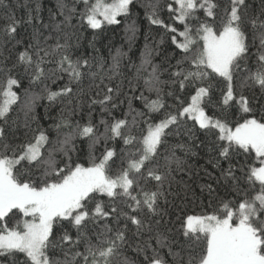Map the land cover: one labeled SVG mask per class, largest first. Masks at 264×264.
Listing matches in <instances>:
<instances>
[{"label":"snow or ice","instance_id":"6c2138e0","mask_svg":"<svg viewBox=\"0 0 264 264\" xmlns=\"http://www.w3.org/2000/svg\"><path fill=\"white\" fill-rule=\"evenodd\" d=\"M81 2L84 11L79 18L92 29L119 24L118 17L127 16L132 4V0ZM20 6L27 7V0ZM58 6L64 19L57 28L74 27L75 8ZM164 7L169 23L159 15V0L145 5L147 19L172 34L178 58L167 81L161 80L157 66L148 73L145 88L156 99L143 93L137 97L147 113L134 109L129 99V111L118 118L113 112L123 103L120 89L105 85L104 95L90 101L87 123L73 125L62 118L55 125V142L40 130L31 140L13 146L8 143L9 121L20 100L14 88L19 89L21 81L7 70L0 84V264H134L124 256L128 247L143 254L144 264H264V8L256 15L247 0H227L224 6L220 0H168ZM0 10L6 12L3 33L10 41L21 23L32 25L37 19L31 12L26 21L18 19L9 0H0ZM32 35L34 42L24 44L15 62L29 75L30 84H43L50 102L82 94L89 61L74 59L67 43L57 42L49 51L35 29ZM21 43L16 40V45ZM53 53L59 54L57 66L46 69L51 63L46 58ZM150 55L146 52L141 68L151 65ZM118 67L119 58L114 57L113 68ZM58 73H66L68 83L51 91L44 82L62 79ZM166 84L194 94L174 112L167 111L163 96L173 92H164ZM214 90L219 92L215 101ZM35 102L33 97L26 103V113ZM93 105L101 106L99 125L92 120ZM209 106L214 108L211 115ZM162 110L163 117L153 122L150 114ZM62 128L69 131L60 139ZM196 130L209 138L216 153L209 162L219 170L217 183L222 180L234 196L210 213L186 215L179 229L182 243L159 233L143 240L144 233L153 232L145 217L162 216L161 201L168 202L165 185L170 191L173 173L183 167L175 147L185 145L171 147L168 138L186 133L191 139ZM77 138L89 142L86 164L72 158ZM116 141L124 145L119 153ZM98 145L103 150L96 155ZM58 154L63 159H57ZM207 187L211 194L212 185ZM153 239L157 247H152Z\"/></svg>","mask_w":264,"mask_h":264},{"label":"trees","instance_id":"16d2710c","mask_svg":"<svg viewBox=\"0 0 264 264\" xmlns=\"http://www.w3.org/2000/svg\"><path fill=\"white\" fill-rule=\"evenodd\" d=\"M25 2L26 0H9L12 11L15 12L18 19L22 18L26 21L29 12L37 17L32 25L20 24L15 40L10 41L4 35L6 12L0 10V69L3 70L0 71V84L4 82L8 69H11V74L21 81V87L19 89L14 88L20 100L13 105V111L10 113L11 120L9 124L11 129L8 143L13 146L23 144L31 140L40 130H44L49 140L55 142L58 138L55 125L59 124L62 118L70 120L73 125L77 122L80 124L87 123L90 101L93 98L100 99L104 95L105 85L120 89L119 99L123 103L113 112L118 118L129 111V99H131L134 109L140 112H148L143 102L137 98L143 93L149 99H156V94L147 91L145 88L148 73L151 72L152 66H157L161 73V80L167 81L169 79L168 70L178 58L176 55L178 50L170 39L172 34L165 32L159 26L151 25L147 19L145 5L154 2V0H132V4L129 6V14L118 17L119 24L104 25L99 29H92L81 22L78 15L84 11L81 0H27L28 6L21 7L20 5L25 4ZM167 2L168 0H159V15L166 23H169L168 14L164 7ZM247 2L250 12L256 15H259L262 8H264L262 0H247ZM60 3L66 4L68 8L74 7L76 13L73 16L74 27H66L63 31L57 28V25L64 19L60 15L62 11L58 6ZM220 3L224 6L227 0H220ZM37 4L40 6L39 12L34 11ZM63 11H67V9ZM41 21H43L42 24ZM177 27L180 26L177 25ZM34 29L38 33L41 45L49 51L56 48L57 42L60 44L67 43V52L74 59L83 57L89 61L88 75L80 85V88L83 89L82 94H78L71 100L67 97H60L50 102L46 98L43 84H30L29 75L23 71L22 66L15 62L16 54L18 51L23 50L24 44L34 42L32 35ZM16 40H20L22 43L16 45ZM146 52L151 53L149 57L151 65H144V68H141ZM114 57L119 58V67L115 69L113 68ZM46 59L51 61V63L45 65L46 69L56 68L59 54L53 53ZM58 75H63V78L51 77L44 82L49 90L58 91L68 83L66 73H58ZM101 80H103V83H101ZM96 85H99V88ZM72 86L79 93L77 86L75 84ZM163 87L165 93L173 92V95L165 94L163 96L167 111L174 112L181 106V101L186 104L190 93H192V90L188 88L182 93L175 91L170 84ZM97 91L100 93L99 96H96ZM252 91L251 89H245V93L248 95H251ZM218 96L219 92L214 90L213 101ZM33 97H36V102L32 110L26 113L25 105ZM207 110L211 115L214 108L209 106ZM91 111L93 123L99 125L101 106L93 105ZM163 111L150 114L152 121L159 122L163 117ZM144 119H148V116H145ZM191 123L189 121V124ZM99 127L102 131L103 126L100 125ZM141 127H144V125L141 124ZM68 131L69 129L62 128L59 138L62 139L63 134ZM181 131L183 133V130ZM168 142L171 147L177 144L185 145L183 149L175 147V154L183 161V167L173 173L170 191L167 190V184L165 185L168 202L161 201L162 216L145 217L152 223L153 232L144 233L143 240H148L149 236L159 233L170 241L182 243L184 238L180 235L179 229L182 219L186 215L210 213L219 207L222 200L233 197L234 193L223 186L222 180L217 183L216 177L219 176V170L213 166V163L209 162L216 153L209 143V138L202 131L196 130L191 139L186 133L179 136H170ZM112 144L113 142L109 141V146ZM74 147L75 151L71 153L73 160L86 164L89 142L77 138L74 141ZM115 147L119 153L124 145L121 141H116ZM102 150L103 145H98L96 155H99ZM57 159H63V157L58 154ZM221 167H227V164L222 163ZM209 184L214 189L211 194L207 187ZM119 206L123 208V205ZM156 220H160V223L156 224ZM121 226H123V221H121ZM132 232L133 228L129 225L128 236L130 238H132ZM150 242L152 247H157L154 239ZM163 251L166 252L167 250ZM124 256L129 261H133L134 264H144L143 254L137 255L132 247L125 248Z\"/></svg>","mask_w":264,"mask_h":264},{"label":"rangeland","instance_id":"374dc122","mask_svg":"<svg viewBox=\"0 0 264 264\" xmlns=\"http://www.w3.org/2000/svg\"><path fill=\"white\" fill-rule=\"evenodd\" d=\"M99 19H102V17H100ZM104 25H109V24L104 23L102 26H104Z\"/></svg>","mask_w":264,"mask_h":264}]
</instances>
